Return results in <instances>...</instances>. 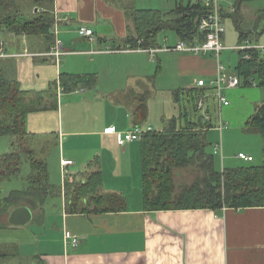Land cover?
I'll use <instances>...</instances> for the list:
<instances>
[{"label":"crops","instance_id":"1","mask_svg":"<svg viewBox=\"0 0 264 264\" xmlns=\"http://www.w3.org/2000/svg\"><path fill=\"white\" fill-rule=\"evenodd\" d=\"M134 2L55 0L52 43L45 36L0 29L5 52L0 50V70L16 79L21 89L46 90L52 83H59L62 72L96 74L98 80L93 88L66 92L58 87L57 109L27 115L28 132L37 134L43 143L54 142L59 148L55 160L61 171L59 184L51 183L55 189L51 195L56 197L51 204L57 209L47 208L49 196L39 210L31 208L36 231L31 229L30 233L38 242L37 249L27 246H33L35 240L22 243L10 233L2 234L19 229L18 226L1 229L0 264H264V207L220 211L144 208L142 144H138L141 140L121 146L120 132L135 125L137 102L142 94H147L149 112L141 124L151 122L150 94L157 93L158 88L162 91L154 79L157 75L171 73L174 77L172 85L168 83V91L173 103L178 104L174 92L195 86L197 78H213L218 61L210 55L160 51L153 62L149 52L130 48L133 23L122 7ZM82 25L94 30L93 39L79 35ZM161 33L158 36L162 45L165 40L170 45L179 41L176 38L172 42L169 35ZM20 39L23 46L17 51ZM224 43L231 50L238 45L232 44L227 30ZM58 46L63 51L60 56L53 53ZM232 56L233 53L228 54L230 60ZM125 65L131 71L123 77ZM187 116V123L196 122ZM173 117L179 127L184 126L183 117L175 114L166 119L164 128H157L170 127ZM213 125L210 134L220 131L217 124ZM108 128L117 133L107 131ZM213 136L211 139L216 141ZM63 159L73 163L63 166ZM94 172L101 176L100 194H121L127 200L124 209L93 211L88 206L98 200L96 195L84 194L79 204L87 211L73 210L68 199L72 193L68 196L66 183H84ZM7 195L4 193L1 199ZM8 216L2 215L3 223ZM67 232L79 237L77 247L66 246Z\"/></svg>","mask_w":264,"mask_h":264},{"label":"trees","instance_id":"2","mask_svg":"<svg viewBox=\"0 0 264 264\" xmlns=\"http://www.w3.org/2000/svg\"><path fill=\"white\" fill-rule=\"evenodd\" d=\"M245 1L252 0H237L234 5L235 18H238L241 4ZM124 4L126 6L122 8L133 23V34L129 38L130 48L161 47L158 35L166 30H172L179 40H201V18L211 11V7L205 5L203 0H177L176 5L167 11L135 8L129 3ZM7 5L9 6L8 3ZM34 7L38 10L32 19L22 21L18 13L10 14L0 21V29L5 27L16 34L43 35L52 43L55 0H34ZM221 13L225 18L222 9ZM237 28L238 45L249 42V32L244 31L239 21ZM236 50L239 59L233 72L240 77L244 85L256 82L264 91V50L257 46ZM97 81L96 74L62 72L59 83H52L46 90L28 91L21 89L16 79L7 77L0 70V135L13 137L11 150L0 155V181L18 175L24 158L30 162L31 167L28 187L24 190L14 189L0 201V230L13 226L8 217L7 221L2 222L3 214L9 215L11 209L20 205H28L33 209L42 207L51 190H55L49 182L47 161L42 158L45 144L54 142L43 143L37 134L29 133L27 115L34 111L57 109L58 87L69 92L80 87L93 88ZM198 94L199 90L195 88H179L174 92V100L183 107V99H187L194 103L197 109L195 100ZM137 103L135 124H141L149 112L147 94H142ZM182 115H189L186 107ZM177 122V118L173 117L170 127L147 132L141 139V185L145 210L207 208L220 211L226 208L264 207V163L221 170L216 158L218 152L208 151L213 143L209 135L213 123L205 117L180 127ZM247 127L264 138V98L247 121ZM190 166L198 167L201 173L190 182L178 183L177 171ZM101 184L100 173L95 172L91 173L84 183L67 182L68 196L72 193L71 199H68L73 210L87 211L79 204V198L84 194L96 195L98 200L92 201L94 204L90 203L88 206L93 211H120L126 207L127 200L121 194H100ZM21 200L27 202L20 203ZM9 206L11 208H8Z\"/></svg>","mask_w":264,"mask_h":264},{"label":"rangeland","instance_id":"3","mask_svg":"<svg viewBox=\"0 0 264 264\" xmlns=\"http://www.w3.org/2000/svg\"><path fill=\"white\" fill-rule=\"evenodd\" d=\"M177 0H135L131 6L139 8H154L160 10H170L174 7ZM181 1V0H179ZM187 2L188 0H182ZM197 1V0H194ZM205 1V0H203ZM221 8L225 12V26L230 35L233 38V45H236L239 41V30L237 28V21L239 25L244 29V31L249 32V43L251 45L259 44L264 46V0H252L245 1L241 4L240 11L238 12V18H235V15L230 12V8L236 5L237 0H218ZM9 4V6L7 5ZM8 6V7H7ZM19 14V18L22 21L32 19L35 16L36 9L34 7V0H0V21L3 17L7 15ZM234 15V17H233ZM162 35H169L170 40L173 42L177 38L176 34L172 30H166L161 33ZM37 36V35H35ZM33 36V38H35ZM40 36V35H39ZM44 37L43 35H41ZM23 46L22 39H20V48H17V51H21ZM227 47V46H226ZM233 47V46H232ZM231 47V48H232ZM171 52V51H170ZM233 53V58L230 60L228 54ZM172 54V52H171ZM170 54V55H171ZM18 58H15L17 60ZM153 62H155V59ZM222 61L227 65L230 72L233 73L235 65L238 62V51L236 49L231 50L230 47H227L221 55ZM230 62V64H229ZM155 68L157 64H155ZM123 66V63H122ZM131 69H127L126 65L123 67V77L130 74ZM156 85L162 88V91L158 88L157 93L150 94L149 107H151L152 114L151 122H147L154 128V130H159L157 127L164 128L166 125L167 118H170L172 115L177 117H183V125L187 123L186 116L182 115L185 107L188 110L189 118L194 121H199L204 119L205 110H198L195 108L194 103L183 99L184 106L181 107L180 104L173 103L172 94L169 93L168 87H171V83L174 81V77L170 74L168 75H157L154 78ZM168 83L171 85L168 86ZM173 87V86H172ZM230 104L222 108V118L224 121V127L218 132H211L209 135L212 138L213 143L209 146L208 151L215 152V147L218 142L222 143V150L217 153L216 158L218 160V167L222 170L223 168H234L243 165L249 164H262L264 163V138L263 136L255 131H252L247 127V121L254 114L257 103H262L264 98V91L260 85L251 84L244 85L243 83L235 88L225 89L224 90ZM210 114L212 116V122L219 124V116L216 107L213 104V101L210 100ZM259 105V104H258ZM165 122V123H164ZM145 124V125H149ZM166 127V126H165ZM13 137L10 135H0V155L5 154L11 150V142ZM138 142H140L138 140ZM217 142V143H216ZM141 143V142H140ZM138 143V144H140ZM220 143V144H221ZM58 146L55 144H45L43 147L42 158H45L49 164V182L52 184H59L61 171L57 167V153L59 151ZM42 148V147H41ZM39 149V151L41 150ZM239 151L251 153L254 156L253 161H246L237 157ZM30 162L26 158L23 159L21 165V171L18 175H13L9 179H1L0 181V199L3 194L10 193L13 189H25L28 187V176L30 173ZM177 171V182L182 184L185 182L192 181L196 176L201 172L198 167L190 166L188 168H182ZM60 171V172H59ZM52 190L49 194L50 206L47 208H56V205L51 204L54 195H51ZM56 198V197H55ZM27 201L21 200L20 203H25ZM8 208H11L9 206ZM34 209L39 210V207ZM7 217H4L6 220ZM32 219L26 225H19V229H9L2 232V234L10 233L15 239H19L22 243L25 240L33 241L35 236L30 233V230L33 229L36 231L35 221ZM17 237V238H16ZM34 245H27L28 247H33L37 249L38 242L35 240Z\"/></svg>","mask_w":264,"mask_h":264},{"label":"built area","instance_id":"4","mask_svg":"<svg viewBox=\"0 0 264 264\" xmlns=\"http://www.w3.org/2000/svg\"><path fill=\"white\" fill-rule=\"evenodd\" d=\"M207 6L211 7V11L201 18L199 25V31L202 34V39H196L194 42H187L185 40H179L176 44L170 45L165 40L164 44L160 47L149 46L147 48L137 47L136 49H142L149 52L152 58L155 59L156 53L160 51H179L184 53L193 54L196 56L210 55L215 57L218 61L217 69L213 78L207 80L206 78H197L195 80V86L190 88H195L199 90L197 96L196 107L198 110H205V119L212 122V116L209 112L210 110V100L213 101L214 106L218 111V125L217 128L222 130L224 127V121L222 118V108L228 106L230 101L225 93V89L235 88L242 84L240 77L236 73L229 71L227 65L222 61V52L227 48L224 43V34L226 33L225 18L221 13V6L218 0H205ZM78 33L81 36L94 38L95 33L92 28L88 26H80ZM1 45V52L5 53L3 50V43ZM264 50L263 45H251L249 42L245 44L236 45L233 49H245L249 47H256ZM57 56H60L63 51L58 48L53 50ZM249 57V55H246ZM255 84V82H253ZM213 123V122H212ZM107 131L116 132L114 128H108ZM156 131L150 125L135 124L131 129L124 130L120 132L118 143L123 146L129 142L136 140H141L143 135L147 132ZM117 133V132H116ZM220 144L216 145L215 152L220 151ZM222 149V147H221ZM238 157L246 161H253L254 156L251 154H246L245 152H239ZM73 163L71 159H63L62 165L69 166ZM65 243L67 247H77L79 244V237L76 234H71L67 232L65 235Z\"/></svg>","mask_w":264,"mask_h":264},{"label":"water","instance_id":"5","mask_svg":"<svg viewBox=\"0 0 264 264\" xmlns=\"http://www.w3.org/2000/svg\"><path fill=\"white\" fill-rule=\"evenodd\" d=\"M38 8H36V11ZM33 219V211L28 205L15 207L8 216V221L13 226L26 225Z\"/></svg>","mask_w":264,"mask_h":264}]
</instances>
